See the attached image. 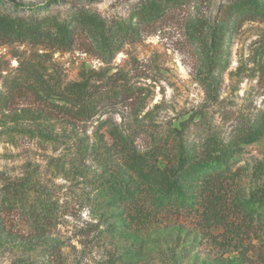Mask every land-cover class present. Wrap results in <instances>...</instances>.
Returning a JSON list of instances; mask_svg holds the SVG:
<instances>
[{
    "label": "rangeland",
    "instance_id": "1",
    "mask_svg": "<svg viewBox=\"0 0 264 264\" xmlns=\"http://www.w3.org/2000/svg\"><path fill=\"white\" fill-rule=\"evenodd\" d=\"M143 2L65 0L37 11L0 3V15L32 24L79 17L69 49L45 38L0 39V187L33 175L61 207L41 233L17 214L3 215L0 264L41 263L53 243L54 264H264V205L257 200L264 191V128L244 140L264 114V0L167 1L142 17L136 9ZM229 7L237 22L224 23ZM121 27L132 30L131 39L105 53L106 37ZM215 31L223 34L222 61L204 78L201 48ZM85 79L96 97L86 121L44 119L42 103L26 91L34 84L46 95L47 85ZM124 86L128 91H120ZM173 128L182 130L186 146L212 148L211 159L228 150L221 175L192 173L183 194L164 195L126 158L170 143ZM119 171L137 188L132 194L102 206L84 194L85 182L114 179ZM139 208L149 210L146 221H136Z\"/></svg>",
    "mask_w": 264,
    "mask_h": 264
},
{
    "label": "trees",
    "instance_id": "2",
    "mask_svg": "<svg viewBox=\"0 0 264 264\" xmlns=\"http://www.w3.org/2000/svg\"><path fill=\"white\" fill-rule=\"evenodd\" d=\"M65 0H48L43 5H24L14 0H0V3H10L15 8L30 9L37 11L39 8H48L54 4L64 2ZM96 1V0H88ZM169 1V2H167ZM174 3L175 0H144L138 6L136 11L143 17L148 9H153L157 13L160 9L166 7L168 4ZM229 15L224 18V23L232 18L237 22L240 17L232 7L228 8ZM234 11V12H233ZM232 14V15H231ZM77 16L69 20H47L38 21L36 23H28L21 19L13 18L8 14L0 15V39H21L29 38L41 39L45 38L57 45L60 48L69 49L73 43L74 28L76 27L75 20ZM222 28V26L220 27ZM225 24H224V37H225ZM218 28H216L217 30ZM215 31L211 36V44L201 48L203 59L206 61L208 72L204 74V78L211 74V68H216L220 65L222 59L219 56V49L217 44L222 40V33ZM132 30L121 27L119 30L114 31L111 35L106 37V41L102 44V50L105 53L115 52L124 40H130ZM218 35V36H217ZM226 58L224 55V62ZM206 76V77H205ZM33 86V88H32ZM48 87L47 94H40L39 90L34 84H28L26 91L34 94V100L41 105L39 115L44 119H60L64 117L68 119L75 118V120H88L95 111L96 97L88 91V80H80L78 82L69 83L60 88L58 86ZM47 89V88H46ZM128 91V87L124 86L120 91ZM117 91V90H115ZM113 95V93H112ZM66 118V119H67ZM254 126L248 132V136L244 138L246 142H251L261 135L264 128V114L258 115L254 121ZM42 135L48 139H53V135L47 132H41ZM182 130L178 128L172 129V138L169 142H159L153 145L149 150L137 154L131 153L127 155L126 161L130 165L132 171L143 173L144 176L157 184L159 189L164 195H181L184 188L191 182L189 179L192 173L198 171H208L213 169L217 175H221L224 167L220 169L221 165H225V154L220 150L217 152V157L210 158L212 148L186 146L182 140ZM122 142V138L117 136ZM118 140V141H119ZM150 183L149 184H153ZM88 188H85L84 194L92 195L93 201L100 206L107 201L112 200L117 196H126L128 193H133L136 187L131 186L126 177L123 176L122 171L116 173L114 179L107 178L105 180L92 179L85 182ZM148 184H144L142 189L147 196L151 195V189ZM221 188V187H220ZM141 189V190H142ZM220 191L217 192L218 195ZM220 202V198H216ZM258 201L264 205V191H262ZM208 202H211L208 201ZM164 204V202H161ZM209 205V204H208ZM211 205V204H210ZM60 205L57 201L52 199V195L46 188H42L35 182L33 175H27L19 179L6 180L0 187V231L4 229L3 215L17 214L19 217L31 223L37 232L41 233L60 212ZM149 210H137L136 221H146L149 217ZM208 219L211 223H216V216L208 214ZM221 222V220H218ZM260 223H263L261 230H264V215L260 216ZM226 227V226H224ZM56 244L51 245V251L45 252V258L41 263L38 262H25L20 261L16 264H54L58 259V252H55L54 247ZM264 260V258H262ZM110 264H130L129 260H109ZM15 264V263H14ZM106 264V263H105Z\"/></svg>",
    "mask_w": 264,
    "mask_h": 264
}]
</instances>
